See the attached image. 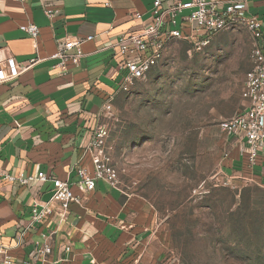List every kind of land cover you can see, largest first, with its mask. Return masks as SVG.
I'll list each match as a JSON object with an SVG mask.
<instances>
[{
    "label": "crops",
    "instance_id": "0c3cea01",
    "mask_svg": "<svg viewBox=\"0 0 264 264\" xmlns=\"http://www.w3.org/2000/svg\"><path fill=\"white\" fill-rule=\"evenodd\" d=\"M205 1L217 8L240 1L238 13L260 23L264 52V0ZM171 3L163 0L162 7ZM46 9L57 13L49 18ZM151 19L152 0H0V48L23 64L34 59L15 80L0 84V167L14 177L42 171L69 180L81 197L71 204L67 221L49 226L55 230L52 252L34 264H133L149 242L148 206L101 179L92 191L83 192L76 184V168L84 166L93 174L88 147L103 107L120 92L117 64L123 57L116 41L140 33ZM28 22L39 28L35 38L19 29ZM75 35L93 37L81 43L78 64L69 62L62 69L52 55ZM246 101L243 97L241 104ZM234 145L230 140L224 162L247 175ZM51 190L50 180L20 185L0 177V244L9 246L15 261L30 259L35 242L43 241L47 227H29L31 202L33 197L48 199ZM22 230L24 244L14 246ZM66 241L72 245L68 252Z\"/></svg>",
    "mask_w": 264,
    "mask_h": 264
},
{
    "label": "rangeland",
    "instance_id": "374dc122",
    "mask_svg": "<svg viewBox=\"0 0 264 264\" xmlns=\"http://www.w3.org/2000/svg\"><path fill=\"white\" fill-rule=\"evenodd\" d=\"M251 44L243 24L200 50L172 40L144 79L103 107L115 185L151 213L133 264H264V187L226 166L230 140L218 128L242 108Z\"/></svg>",
    "mask_w": 264,
    "mask_h": 264
},
{
    "label": "built area",
    "instance_id": "2783aa9c",
    "mask_svg": "<svg viewBox=\"0 0 264 264\" xmlns=\"http://www.w3.org/2000/svg\"><path fill=\"white\" fill-rule=\"evenodd\" d=\"M162 1L152 0V19L149 25L140 33L120 37L115 43L118 54L123 57L117 64L118 71L122 72L119 90L127 91L136 81L144 79L157 65L166 46L172 40L182 39L194 49L200 50L210 43L215 34L238 24L245 25L252 37L249 52L250 68L243 83L247 101L241 110L221 119L218 128L229 140H233L234 146L237 147L240 162L247 174L237 172L238 176L264 187V52L260 44L259 21L254 16H243L238 13L240 1H231L223 8H217L214 3L205 0H173L167 7H162ZM44 13L51 18L57 11L46 9ZM136 17L139 18L140 15L136 14ZM19 29L32 38L39 32L38 26L32 22L20 25ZM92 37V35L67 37L52 57L59 59L58 65L62 69H65L69 62L78 64L82 55L81 43ZM33 62L34 59L27 64L20 63L4 48H0V84L15 80ZM106 134V128L98 125L88 147L90 160L94 165L93 174H89L84 166L78 165L76 168L78 177L76 184L83 192L92 191L99 179L116 187V172L107 166V159L101 149ZM0 177L4 180L17 181L20 185H28L33 181L52 182L51 195L48 199L40 201L33 197L31 202L29 227L44 225L47 232L42 233V242H35L30 259L15 261L9 252V246L0 244V264H34L35 261H45L52 252L51 239L55 233L49 226L52 223L56 225L67 221L71 204L79 201L81 197L74 194L72 182L52 177L42 171L36 175L14 177L4 173L0 167ZM24 236L25 230L18 231L14 246L24 244ZM71 246V242L66 241L64 250L70 251Z\"/></svg>",
    "mask_w": 264,
    "mask_h": 264
}]
</instances>
